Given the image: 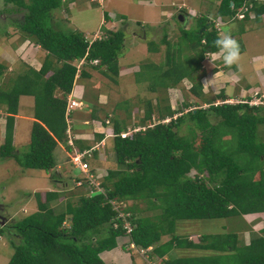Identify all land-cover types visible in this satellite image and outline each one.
Instances as JSON below:
<instances>
[{
  "label": "trees",
  "instance_id": "obj_1",
  "mask_svg": "<svg viewBox=\"0 0 264 264\" xmlns=\"http://www.w3.org/2000/svg\"><path fill=\"white\" fill-rule=\"evenodd\" d=\"M4 2L25 10L17 25L26 37H34L35 44L46 54L39 69L28 66L11 79L6 88H0V105L5 104L6 112L0 157H11L23 168L53 171L51 179L60 182V174L54 170V149L60 142L69 154L74 151L67 142V96L76 77L84 79L91 75L86 67L100 70L111 79L118 76V57L124 52L125 33L119 28L103 27L102 36L88 39L79 30L61 27L54 20L53 11L65 0ZM244 2L220 0L215 9L217 19L229 21ZM253 4V19L258 22L264 14V1L253 0ZM247 19L248 16L241 21ZM210 20L208 15L200 16L196 26L190 28L191 34L186 37L190 54L183 55L181 49H176L167 53L162 65L142 64L148 66L150 74L155 67L161 68L159 76H164L167 83L160 85L171 88L185 79L192 82L190 92L194 96H207L202 92L200 78L194 82L193 77L205 53L218 51L213 42L219 33ZM180 33L183 36L184 31ZM93 59L97 60L96 64H90ZM80 60L83 63L79 67L73 63ZM142 65L137 73L142 72ZM4 69L0 63V77ZM149 84L153 91L156 86ZM20 95L33 97L34 119L28 144L15 153L13 129ZM212 98L205 100L207 106L185 112L191 122L187 134L178 132L185 118L182 111L168 105L162 109L157 107L158 122H155L150 101L145 102L144 122L139 125L144 128L129 135L121 137L120 132L125 130L123 122H119L117 116L110 118L114 133L112 150L119 169L107 172L102 182L104 193L89 195L86 185L75 186L78 179L75 173L70 177L71 184L82 191L76 205L66 202L67 213L56 212L51 207V202L63 193L61 187L46 191L44 198L41 192L29 193L37 210L18 221L5 218L0 224V234L8 232V240L14 248L6 264H106L100 253L116 247L117 238L125 236L121 220L116 218L117 211L110 203L114 198L144 200L145 209L159 210L155 216L135 218L134 212L140 209H124L133 212L130 211V221L134 228L129 239L138 247L152 245L154 257L162 258L173 247L218 252L179 257L169 254L160 264H264V228L261 235L252 237L245 246L238 245L237 234L231 231L203 233L197 242L174 233L175 221L179 219H217L264 212V131L259 136V128L264 125V108L245 102H224L221 92ZM219 98L223 102L215 103ZM82 108L87 106L83 104ZM210 117L216 120L213 122ZM165 118L168 120L164 121ZM151 119L153 123H147ZM230 140L235 143L230 144ZM73 142L76 146L77 141ZM84 151V159L91 158V149ZM67 158L69 162L68 155ZM122 165L126 166L124 170H121ZM90 167L95 172L96 166ZM67 185L64 182L62 186ZM67 214L71 215L70 225L64 226ZM114 221L119 224L117 228L112 226ZM16 229L17 241L11 238V231ZM169 234V239L161 242V237Z\"/></svg>",
  "mask_w": 264,
  "mask_h": 264
},
{
  "label": "rangeland",
  "instance_id": "obj_2",
  "mask_svg": "<svg viewBox=\"0 0 264 264\" xmlns=\"http://www.w3.org/2000/svg\"><path fill=\"white\" fill-rule=\"evenodd\" d=\"M25 1L27 2L28 0ZM75 1L78 2V7H80V9L71 10V14H70V11L67 9L65 10L63 8L61 9L57 8L55 11L58 19L54 17V11H53L54 20L55 21L60 20V22L58 21L57 23H59V25L63 28H69L71 30H75L74 26H77L78 28H80V30H84L86 32V35L89 37L88 39H93L95 36H102L105 29L98 24L101 20V11H104V6H102L103 5L102 0H101L102 2L101 4H97L96 1H94L95 6L92 4L93 8L91 9H87L84 7V5H86L85 2L87 1L91 3V0H75ZM131 1L132 3H130L129 5H125L123 2H117L114 5H112V3H109V6L106 7V9L110 10L113 13V15H111L109 20L111 21L110 24L111 28L114 30L119 28L125 33L124 52L128 55V58L127 57L126 59L123 58V60L124 62L130 61L129 63H131V65L134 66V68L136 69L135 72H132L131 70L130 81L132 85H129L130 83L127 84V91H124L123 93L122 86L118 87L116 85V82L113 81V79L107 77L108 79H110V82H107L105 81V79H103L102 76L98 74L100 73V70L98 71L95 70L94 72L90 67H86V70H88L90 73H92V75H94V82L95 84H98V87H100L101 85L98 83L97 80L101 79L102 82L103 80L107 82L104 83L106 84L105 86H108L109 88L110 87L113 88L111 89L112 94L110 93L109 96H107L108 103L106 105L104 104L105 103L104 101H102L100 105H97L94 102L95 97L93 95H91L92 98L87 100V102L89 103L90 106H92V108H95L94 111L98 115L99 114L101 115L100 116L101 122L104 121L102 119L103 116H105V113L110 112L111 115L110 117H108L109 119L114 118V116H117L116 119L119 122H123L126 135H129L140 128L141 129L144 128L139 125L143 124L144 122L143 117L146 109L145 106L146 101L148 102L150 101L151 105L154 108L155 112L152 116L155 122H158L156 116L157 107L162 109L163 107L168 105L172 109L182 111L184 113L185 118L182 124L180 125L178 132L179 134H187L189 132V127L191 126V122L187 116V113L185 112H187V110L193 107L207 106V104L204 103L205 100L208 98L209 101L214 98H212V95H207L204 98H202V96H198V97L194 96L190 92V87L192 85V82L185 79L179 82L177 85L173 87L171 86V88L168 87L169 88L168 89L166 86L160 85L167 83L166 82L167 79L163 78L164 76H159L161 75L160 74L161 68L155 67L154 68L155 71L150 74L148 66L142 64L152 63L156 65H160V64L162 65L166 59L167 53L168 52L172 53L173 50L176 49L178 50L181 49L182 50L181 53L183 55L190 54L191 50L188 48L187 45L188 41L186 39V37L191 34L190 28L196 26L198 17L200 16L208 15L209 17H211V19H217L218 17H216L215 9L220 0H204V1L188 0L189 3L188 5L190 7H193L195 11L194 12L195 15H191L190 17L187 15L185 16L184 14L183 15L184 20L181 21L175 12L174 15L170 16L168 20L164 22L162 21L163 25L160 28L153 26L156 24H153L151 21H146V23H143L144 27L141 26L140 24L134 23L136 21L135 18H137V20L140 18L144 7L142 8L140 5L138 4L136 5L135 2H133L134 0ZM162 1H166L165 3H168L167 5H169L170 1L169 2H167L168 0H162ZM70 3L75 4L73 0H65L64 2L65 8H69L70 6H72L70 5ZM175 5L177 6L178 4ZM176 6L171 5L168 6L167 9L175 10ZM115 7H117L118 10ZM186 11H188V9ZM186 13L190 14L189 12ZM24 14H25V10L23 8H20L17 5L11 3H5L4 0H0V63L5 67V69L3 70V74L0 77V88H6L11 83V79L17 73L25 71L28 66L39 68L46 54V51L44 49L40 48V46H36L34 42L35 41L34 37H26V35L19 29L17 23L22 21ZM240 25H242V21H237L235 18L227 22H224V24L220 26L219 35L223 34L226 31L229 32L232 36H234L235 34L239 33L236 32V30ZM181 30L184 31L183 36L180 33ZM83 34L85 36V33ZM261 37H262V42L260 43L258 42V44L264 45V38L263 36ZM85 38L87 37L85 36ZM163 38H165L164 41H162ZM235 39L239 42V44H241L240 37H236ZM149 42H151L150 43L151 45H149ZM150 47H154L155 49L151 50ZM139 49H141V51H139ZM254 49L257 50L255 47ZM146 50L147 53L144 56L143 52H145ZM260 51L261 50H259V52ZM140 52L142 53L140 54ZM1 55L4 57H1ZM122 55L123 53L120 55L121 57L120 56L119 57L122 58ZM214 55H216L218 57L217 60L220 61L218 62L216 60L215 63V65H217V67L215 68L219 69V63L222 62V60L220 59V53L218 52L215 53ZM133 58H136V60L132 62ZM203 58H205L204 60L206 61L209 60L206 54L203 56ZM9 59L10 60L13 59L11 63L9 62ZM209 61L206 63L208 65L212 64ZM73 63H75L77 66H79L80 64V63L78 64L76 61H74ZM141 65L143 70L142 72L140 71L139 73H137L140 70L139 68ZM199 66L200 68L196 76L193 77L194 82L197 81L198 78L201 79V76L203 75V70H202L204 68L203 62L199 63ZM209 69L210 68L208 67L207 71H209ZM204 70L206 71L205 68ZM124 72H128V69L127 71ZM123 74H129V73H123ZM135 81L136 83L134 84ZM161 81H164V83H161ZM150 82L152 83V85L156 86V88L153 91L150 90V84H149ZM208 89H212V88L208 86ZM91 90L97 91V87L93 86ZM26 105L27 104H25L22 110L27 111L29 109L26 107ZM4 109H5V104L0 105V145H2L4 142V132H5V124H6V120H5L6 114L4 113L5 112ZM210 118L211 121L213 122L216 120L213 117ZM166 120L168 119L165 118L164 121ZM110 122L112 123V119H110ZM70 123L75 128H77L78 124L75 121H72ZM147 123L152 124L153 123L152 119L150 121H147ZM96 124L99 123L97 122ZM14 125H15L14 129L16 130H14V137L12 144L14 146L15 153L16 152L19 153L20 151H22V148L28 144L26 142L28 141L30 123H28L27 121L22 122L21 120H17L14 122ZM263 129H264V125H261V127L259 128V132H260L259 136H262V133L264 131ZM105 138H107L106 141H109V144L107 145L108 148L106 149L105 154L107 158L111 159V161L107 160L108 165L106 164V166L100 169L101 177H104L107 174V172L111 170L110 164H112V162H115L113 150L111 148L113 137L107 136ZM197 140L199 141V139ZM229 143L234 144L235 141L230 140ZM64 156L65 159H62L59 165L54 169L56 173L60 174L59 177L61 178L60 182L53 181L51 177H48L45 171L38 169H31L30 172L26 171L27 172L26 174L24 173V175H20L21 172L18 171L19 166L17 165L16 161L13 158L10 157L4 160L1 159L0 157V204L6 203L4 204L3 207L4 213L2 215H5L7 217L8 216L7 213L9 212L12 213L13 211H16V213L13 214L14 216L13 221L15 220L18 221V219L21 220V218L25 215V213L19 211L21 202L25 200L24 198H26L29 195V193L35 192L33 191L34 190L33 188H35L36 184L38 185L37 182L39 180H43V181L45 180L44 185H46L47 182L49 185L54 184L55 188L56 187L62 188L63 193H60L61 196L51 202V207L56 212H64V211L66 212L65 208L67 201L71 202L73 205H76L75 202L78 196L80 195L79 192L82 191V189L75 188L72 186L70 177L71 175L74 174V171L68 162L67 156L66 155ZM90 164L93 165V163ZM22 168H20L19 170H21ZM114 168L119 169L116 164ZM122 168L123 169L121 170H124L126 166L122 165ZM98 180L101 181V178H99ZM63 181L66 182L68 185L62 186L64 183ZM49 188H52V186H50ZM38 189L41 190L42 198H44V193L46 192V186H39ZM123 202L127 204L128 210L130 207H137L138 209H140V212L139 211L134 212L133 216L135 218L138 217V215L152 217L159 213V210L145 209L146 203L144 200H137V201L130 200V202L128 201L126 202V200H123ZM34 211H36V206H34V209L31 210V212L30 210H28L29 213H32ZM70 216H71L70 214L66 215L65 222L63 223L64 226L70 225V220H69ZM241 218L239 216H231L227 218H217V219L216 218L191 219L188 220L189 222H191L190 225L188 226L190 232L186 233V228L180 227L183 226L180 225L177 234L188 236L190 233H198V234H202L206 232L220 233L225 230V231L234 232L236 234L238 233V236L241 238L242 236L241 233L242 230L244 229L243 238L244 237L249 238L251 237L252 232L250 233V236L247 234V231L244 228L245 224L243 222V219ZM257 218L258 221H261L263 220L264 216H262L261 218V215H258ZM178 221H184V219H179ZM16 232L17 229L14 232L11 231L12 234L11 238H13V240L15 241L18 240V236H17L18 233ZM169 237L170 234L164 235V237L161 239L162 242L169 239ZM194 238L195 240H197L198 236H194ZM8 239H10L8 232L4 231L3 235L0 234V264H6L14 251V248ZM125 239L126 242H129L128 236L117 238V241L119 242V245L121 247L123 244H125L124 242Z\"/></svg>",
  "mask_w": 264,
  "mask_h": 264
},
{
  "label": "crops",
  "instance_id": "obj_3",
  "mask_svg": "<svg viewBox=\"0 0 264 264\" xmlns=\"http://www.w3.org/2000/svg\"><path fill=\"white\" fill-rule=\"evenodd\" d=\"M73 1L75 2V4L70 3V5H72V6H70L69 8H65L64 3H63V5H61L59 9H61V8L65 9V10L67 9L70 11V14H71V10L80 9V7H78V2H76L75 0H73ZM94 1H96L97 4H101L103 2L102 6H104V11H101V20L98 24L101 25L102 27L110 28V29H112V28L110 26L111 21H109V20H110L111 15H113V13L110 10L106 9V7L109 6V3H112V5L116 4L117 2H123L125 5H129L130 3H132L131 0H102V2H101V0H91V3L86 1L85 2L86 5H84V7L87 9L93 8L92 4L94 5V3H95ZM202 1H204V0H202ZM133 2H135L136 5L137 4L140 5L142 8L144 7L140 18L138 20H137V18H135L136 21L134 22L136 24H140L143 27H144L143 23H146V21H151L153 24H156L153 26L160 28L163 25L162 21L164 22V21L168 20L170 16L174 15L175 12H176L177 16H179L181 14H183V15L185 14V16L187 15L190 17H191V15L187 14L186 12H189V13L195 12L193 7H190L188 5L189 4L188 0H173V1L168 0L167 2H169V5H167L168 3H165L166 1H162V0H134ZM175 4H178V5L176 6ZM171 5L176 6V9L175 10H168L167 7L171 6ZM115 8L118 10L117 7H115ZM186 8L188 9V11H186L187 10ZM55 10H54V17H56L58 19V17L56 16ZM104 12L106 13V17L109 16L108 17L109 19H107L104 16ZM124 17H126V16H124ZM261 17H264V14ZM261 17H260V20L258 22L254 21L253 18L243 20L242 25L238 26V29L236 30V32H239V33H237L233 36V38L240 37V39H241L240 40L241 41L240 46L242 48V50H241L242 59H241L240 65L238 67L237 66H232V67L225 66L222 58H220L222 60V62L219 63V69L215 68V67H217V65H215V66L212 64L208 65L206 62H208L209 60L206 61V60H204L205 58H203L200 61V63L203 62L204 68L206 69V71L204 70V68L202 69L203 75L201 76V79H200L201 84H202V92H203L204 96L212 95V97H213L214 95L221 92V93H223V97L227 102L236 103L240 99H243V98L250 99L254 95V92H264V45L258 44V42L259 43L262 42L261 36H263V38H264V19H261ZM182 20H184L183 16H182ZM58 21L60 22V20H58ZM239 21H241V20H239ZM74 27H75L74 28L75 30H79V31L85 33V36L87 38H89L86 35V32L84 30H80V28H78L77 26H74ZM112 30H114V29H112ZM257 44H258V46H257ZM36 46H38V45H36ZM254 47L257 50H255ZM258 49L261 51L259 52ZM139 51H141V49H139ZM218 52L219 51L207 53V54L208 55H214L215 53H218ZM141 53L142 52H140V54ZM143 53H144L143 55L145 56L147 53V50ZM1 57H4V56L1 55ZM120 57H119V64H120L119 74L117 77H115L113 79V81L116 82V85L118 87L122 86V89H123L122 92L124 93V91H127V84L130 83L129 85H132V83L130 81L131 70H132V72H135L136 69L134 68V66L131 65V63H129L130 61L124 62L123 58L124 59H126V57L128 58V55L125 52H123L122 58H120ZM12 60L13 59H11V60L9 59V62L11 63ZM135 60H136V58H133L132 62ZM217 61L220 62L219 60H217ZM76 62L78 64L80 63V61H76ZM133 64H135V63H133ZM208 67L210 68L209 71H207ZM35 69H39V68H35ZM122 69H124V70H122ZM127 69H128V72H124V71H127ZM208 72H209V75H208ZM123 73H129V74H123ZM206 73H207V75H206ZM90 74L91 75H89L88 77H86L84 79H80V78L76 77L72 91L67 97L80 100V101H82V104H84V106H87L86 109H84V108L83 109H75L71 112V117H73V121H75L78 124L77 128L74 129V133H75L74 140L77 141L75 147L79 151H83L85 149H91L92 156L87 161L89 163H93V165L96 166V169L100 170L102 167L106 166L107 160L111 161V159L107 158V156L105 154V151L108 148L107 145L109 144V141H106L107 138H105V137L108 136V134L112 131L113 127H112L111 122L105 123V121H103V122L100 121L101 115L100 114L98 115L94 111L95 108H92V106L89 105L87 100L91 99L92 98L91 95H93L95 97L94 102L97 105H100L102 101H104L105 102L104 104L106 105L108 103L107 96H109L110 93L112 94L111 89H113V88H111V87L109 88L108 86H105L106 84H104V83L110 82V79H108L107 77H105L101 73H98V74L100 76H102L103 79H105V81H107V82H105L104 80L102 82L101 79L97 80L98 83L101 85L100 87H98V84H95V82H94V75H92V73H90ZM135 80H136V77H135ZM135 83H136V81L134 82V84ZM81 84H82V87H81ZM93 86L97 87V91L91 90L93 88ZM208 86H210L212 89H208ZM117 89H119V88H117ZM56 94L60 95L59 92H57ZM217 101L221 102L223 100H221V98H219V99H217ZM25 104H27L26 107L29 108L27 111L22 110L23 107L25 106ZM24 112H26V113H24ZM4 113L6 114V112H4ZM106 115L109 116L111 114H110V112L105 113V116H103L104 120L108 118V116H106ZM16 119L21 120L22 122L27 121L28 123H30V129H31V124H32V121L34 119L33 118V97L31 95H20L19 96L17 113L15 114L14 122L17 121ZM97 122L99 124H96ZM14 127H15V125H14ZM14 130H16V129H13V137H14ZM18 134H19V132H18ZM29 134H30V131H29ZM28 142H29V136H28V141L26 143H28ZM111 145L113 146V141H112ZM112 146H111V148H112ZM68 153L69 152L66 149V146L63 145L62 143L58 142V144L56 145V147L54 149V157H55L56 167L59 165V163L62 159H65L64 155L67 156ZM113 155H114V153H113ZM5 159H7V158H5ZM112 164H110L111 169H115L114 166H115L116 162H112ZM18 166H19V169L22 168L20 165H18ZM19 169H18V171L21 172L20 175H24V173L25 174L27 173L26 171L30 172V170L33 168H22L23 170L22 169L19 170ZM38 170H42V169H38ZM43 171H45V170H43ZM45 172L47 173L48 177H50L51 172L50 171H45ZM74 173H77V172L74 171ZM37 183H38V185L36 184L35 188H33L34 189L33 191L41 192V190L38 189L39 186H46V191L57 189V187L56 188L54 187L53 183H52L53 185H49L46 182V185H44L45 180L44 181L39 180ZM50 186H52V188H49ZM24 199L25 200L21 202V206L19 208V211H21V212L25 213V215H27V214H29L28 210H30V212H31V210L34 209V206H36V203L34 202L32 196H27ZM127 201L130 202V200H126V202ZM4 204H6V203H4ZM4 204H0V214L4 213L3 212ZM1 205H2V208H1ZM36 210H37V208H36ZM15 213H16V211H13L12 213H10V212L7 213V215H8L7 217L5 215H3V216L6 219L7 218L13 219L14 218L13 214H15ZM258 215H261V218H262V216H264V212L247 213V214H242L240 216V218L244 217L241 219H243V222L245 224L244 228L247 231V234L250 236V233L252 232V235L249 238H245V237L243 238V230L244 229L242 230L241 238L238 236V233H237L238 245H241V246L248 245L249 241L252 237H254V236L256 237V236L261 235V231L264 228V218H263V220L258 221V218H257ZM247 217H249V218H247ZM188 220H191V219H184V221L176 220L174 233L177 234L178 228H180V227H185L186 233H189L190 231H189L188 226L190 225L191 222H189ZM180 225H183V226H180ZM222 232H226V231L224 230ZM206 233H208V232H206ZM199 235H201V234L190 233L188 235V237L193 242H197V240H195L194 236H199ZM182 236H187V235H182ZM163 237H164V235L161 237V239ZM124 242H125V244H123L121 247L119 245V242L117 241L116 247H114L111 250H106V251L101 252L100 257L105 261L106 264H146L148 258H146L145 255L139 253L138 246L134 245V247L132 248L129 245V243L126 242V239ZM161 242H162V240H161ZM213 253H218V252L217 251H211V250H196V249H192V248H174L173 247L171 249L170 253L164 255L162 258L154 257L151 254V251L148 253V256L151 260L160 264V262L162 260L166 259L169 256V254L171 256L179 257V256H188V255H192V254H208V255H210Z\"/></svg>",
  "mask_w": 264,
  "mask_h": 264
},
{
  "label": "built area",
  "instance_id": "obj_4",
  "mask_svg": "<svg viewBox=\"0 0 264 264\" xmlns=\"http://www.w3.org/2000/svg\"><path fill=\"white\" fill-rule=\"evenodd\" d=\"M254 1L260 3V2H263L264 0H254ZM253 6H254L253 0H245L242 6L236 11L233 18L240 20V19L245 18L246 15H249V17L253 18L254 13L251 10ZM210 21L214 24V27L217 30H218L217 28L218 25L220 29V26L224 24L223 21H220L218 19H211ZM95 37H100V36H95ZM82 63H83V60H80L79 65H81ZM90 63L96 64L97 60L93 59L90 61ZM254 95H257V93L255 92ZM263 98H264V94H261L259 97L257 96L254 99L248 100V103L264 105V101H262ZM67 102H68L67 109H69L70 107H80L79 105L80 102L76 99H72L68 97ZM66 114H68V111H66ZM67 133H68L67 142L69 145L72 146L74 150L69 154V162L71 163L73 170L77 172L76 174H74L75 176H77L76 178H78L74 183L75 186L86 185L88 189L90 190L89 195H93L99 192L104 193V187L101 185V181L98 180L99 178H101L100 171L96 169L95 172H92L89 162L84 159V154L86 153V151L76 150L74 142H73V138L70 136L69 129H67ZM124 135H126L125 132L121 133V136H124ZM110 203L113 206V209L117 211L116 218L121 220V226L125 230V235H127L129 238L134 228V226L131 224V221H130L131 212L128 210H124L127 207L126 204L123 203L122 201L118 202L116 198L110 200ZM112 226L113 228H117L119 224L116 221H114L112 222ZM130 246L134 247L133 243H131ZM150 249H151V246L147 248L140 247L138 248V251L139 253L144 254L146 257H149L148 252ZM146 264H158V263H156L155 261L149 258Z\"/></svg>",
  "mask_w": 264,
  "mask_h": 264
},
{
  "label": "clouds",
  "instance_id": "obj_5",
  "mask_svg": "<svg viewBox=\"0 0 264 264\" xmlns=\"http://www.w3.org/2000/svg\"><path fill=\"white\" fill-rule=\"evenodd\" d=\"M190 15H195V13H190ZM246 16H248L249 19H252L251 17H249V15H246ZM246 16H245V18H246ZM245 18H243V19H245ZM261 19H264V17H261ZM240 20H242V19H240ZM211 24H213V23L211 22ZM217 28H218V30L217 29L216 30L218 31V33H220L219 25L217 26ZM213 43H214V46L218 49V51L220 53V58H222L223 63H224L225 66H227V67L237 66L238 67L240 65V62H241V59H242L241 47H240L239 42L235 38H233V36L229 32L225 31L223 34L218 35L217 39ZM206 56L210 60V62L215 66V63H216V60L218 59V57L216 55H208L207 53H206ZM256 93H257V95H253L250 99L243 98V99H240L238 102L248 103V100L254 99L257 96L259 97L261 94H264V92H256ZM254 94H255V92H254ZM67 99H68V97H67ZM78 101L80 102V104H79L80 107H70L69 109H67V103H68L67 102L66 103V110H65V113H66V111H68V114H66V116H67V129H69L70 136L73 138V140H74V137H75V133H74V130L71 131V127H73L74 129H75V127L70 123V122L73 121V117H71V112L73 110H75V109H83L82 108V105H83L82 101H80V100H78ZM262 101H264V98H263ZM221 102H223V101H221ZM221 102L216 101L215 103H221ZM224 102H227V101L225 100ZM248 104L251 105V106L262 105L263 108H264L263 104H250V103H248ZM104 121H105V123H109L110 119L107 118ZM124 132H125V130L121 131L120 132V136H121V133H124ZM66 133H67V130H66ZM67 136H68V133H67ZM108 136H112L113 137L114 136L113 131H111L108 134ZM124 136H126V135H124ZM124 136H121V137H124ZM68 156H69V153H68ZM97 170H99V169H97ZM106 175L104 177H101V185H102V182L105 181ZM119 201L123 202V200H119ZM126 206H127V204H126ZM125 236H127V235H125ZM127 243H129V245H130L133 242L129 239V242H127ZM133 245H135V244L133 243ZM150 246H151V249H152L153 246L152 245H150ZM138 248H140V247H138ZM151 249L149 251H151Z\"/></svg>",
  "mask_w": 264,
  "mask_h": 264
},
{
  "label": "flooded vegetation",
  "instance_id": "obj_6",
  "mask_svg": "<svg viewBox=\"0 0 264 264\" xmlns=\"http://www.w3.org/2000/svg\"><path fill=\"white\" fill-rule=\"evenodd\" d=\"M2 218H3V220H2ZM4 221H5V217L2 214H0V224H2Z\"/></svg>",
  "mask_w": 264,
  "mask_h": 264
},
{
  "label": "water",
  "instance_id": "obj_7",
  "mask_svg": "<svg viewBox=\"0 0 264 264\" xmlns=\"http://www.w3.org/2000/svg\"><path fill=\"white\" fill-rule=\"evenodd\" d=\"M178 17H179L180 20H182V16H181V15H179ZM2 220H3V218H2ZM3 223H4V222H3Z\"/></svg>",
  "mask_w": 264,
  "mask_h": 264
}]
</instances>
